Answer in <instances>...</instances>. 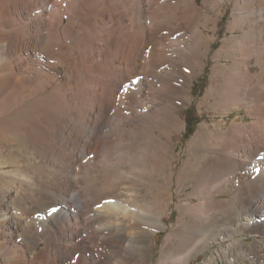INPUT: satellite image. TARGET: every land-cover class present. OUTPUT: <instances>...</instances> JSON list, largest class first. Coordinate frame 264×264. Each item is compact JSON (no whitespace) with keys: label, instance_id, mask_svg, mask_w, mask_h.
Masks as SVG:
<instances>
[{"label":"bare ground","instance_id":"obj_1","mask_svg":"<svg viewBox=\"0 0 264 264\" xmlns=\"http://www.w3.org/2000/svg\"><path fill=\"white\" fill-rule=\"evenodd\" d=\"M230 6L232 32L243 33L218 55L233 65L214 71L206 98L216 111L247 103L252 122L229 132L203 127L175 178L185 128L178 112L192 104L194 77ZM159 41L163 59L153 56ZM234 47L258 57L257 75L241 71ZM145 57L156 59L152 70L139 65ZM0 107V141L18 146L0 151L6 264H154L151 234L166 230L163 213L154 199H126L147 197L145 187L161 198L192 180L193 197L206 200L181 205L157 264H190L220 237L264 235V0H0ZM56 108L58 117L39 115ZM57 152L54 169L46 157ZM229 183L232 199H215ZM228 257L223 264H264V242L242 243Z\"/></svg>","mask_w":264,"mask_h":264},{"label":"rangeland","instance_id":"obj_2","mask_svg":"<svg viewBox=\"0 0 264 264\" xmlns=\"http://www.w3.org/2000/svg\"><path fill=\"white\" fill-rule=\"evenodd\" d=\"M234 2L236 0H233ZM234 6H230L227 8V11L223 13L222 19L219 21V29L216 33V41L211 47L210 53L208 54V58L205 59V67L204 72L199 71L200 74L198 76L194 77L193 85H192V96L194 97L192 104L188 106L182 107L178 113H180L181 118L185 122V128L179 135L180 140L178 144L176 145V151L178 153L179 158V165L178 168H175L176 175L175 178L178 177L181 167L184 165V161L188 158L187 152L189 150V144L191 141L196 137L198 132L202 130L203 127H210L212 130H221V131H227L233 129L235 126H243L247 125L252 122V118L248 115L249 111H255L254 107H251L247 105L245 102H239L237 100H234L229 105H222L221 109L219 111H216L213 106L214 99L206 98L208 94V90L211 88L213 84V74L214 71L219 68V72H224L228 70L233 65L232 59H222L221 61L217 58L218 55L221 53L223 55H226L225 51H227L229 48L232 49V45L230 42H227L228 39L232 38H238L241 37L243 33V28L236 29L235 34L233 31L232 26V20L234 16L233 12ZM210 26H214L213 23H210ZM232 28V29H231ZM206 35H214L215 32L212 31V29L205 30ZM160 50L158 51L159 48ZM157 44V45H156ZM153 53L156 59H163L167 55L166 51L164 50V47L161 45V42H155L153 43ZM156 49V50H155ZM162 50V51H161ZM234 53L232 54V57L242 65H240L241 71L243 73H250L257 75L261 68L258 62L257 56H252L250 58L245 57V50L240 47H234L233 49ZM156 52V53H155ZM161 52V54H159ZM163 53V54H162ZM156 54V55H155ZM157 56H159L157 58ZM162 56V57H161ZM145 59V61H144ZM139 61V65L144 66L143 64H147L146 68H151V70L155 67L154 63L156 59L148 60L146 57ZM154 60V61H153ZM145 63H142V62ZM153 61V62H152ZM148 62V63H147ZM151 64V65H150ZM151 66V67H150ZM220 80V74L217 76V81ZM219 82V81H218ZM247 83V81H246ZM52 87H50L51 89ZM118 99V97H117ZM116 99V100H117ZM118 101V100H117ZM235 101L237 103H235ZM130 101H127L129 103ZM1 108V107H0ZM1 110V109H0ZM58 108L51 109L48 111L44 110L39 115L42 116H52V117H58ZM51 111V112H50ZM54 111V112H53ZM1 112V111H0ZM46 112V113H45ZM50 112V113H49ZM44 115H43V114ZM51 114V115H50ZM54 114L56 116H54ZM129 123H126V125H135L136 122L132 121ZM159 134V133H158ZM5 142H7L5 144ZM9 139H4L3 141H0V151H2V154H7L10 150V152H14L17 150V144L16 142H10ZM12 143V144H11ZM10 149H9V148ZM13 147V148H12ZM16 148V150H14ZM198 149L195 151L199 156L206 155L207 157H210V155H207L203 150ZM5 152V153H4ZM54 156V157H53ZM47 161H50L54 169H58V152L49 155L46 157ZM40 159V158H39ZM49 159V160H48ZM54 159V160H53ZM6 158L3 156L0 158V164L2 162H6ZM39 163L40 160H37ZM204 163V161H201ZM200 162V163H201ZM57 163V164H56ZM33 165V164H32ZM4 166H0V170ZM13 167H9V169H4V171H10L13 170ZM51 177V176H50ZM48 176H45L43 178V181L45 183H50L49 186L54 185L55 179L50 178ZM100 179H102L104 176H99ZM54 179V180H52ZM48 181V182H47ZM194 180L190 181L187 185V188L183 191H180L178 186L175 184L173 187L172 192L166 191L164 188L162 194L160 195L161 198H159L158 192L153 194L149 189V187L143 188V192L147 197H142L140 199H132V196H129V198L126 199L127 203L129 205L133 204V201H137L144 205L146 202H152L156 201V204L158 203L157 211L160 213H163V223L166 226V230H157L154 233L151 234V243H150V254L151 259L153 260L154 264H157L160 256H161V250L162 245L168 234L175 229L178 226V221L180 219L181 213H182V204H194L198 205L202 203V200L205 201L206 199L200 196L199 198L193 197V190H194ZM154 189V188H153ZM161 187L159 188V191L161 193ZM235 192H238L236 190V187L233 184H228V190L226 193H223L222 195L217 196L215 199H221V200H228L232 199ZM190 197H192L190 199ZM159 199V200H158ZM131 201V202H130ZM43 239V237H42ZM238 240V242H234V240ZM259 240L261 242H264V235H235L231 240L230 238H224L220 237L218 239H215L214 241L210 242L208 247L198 254H196L190 261V264H223L222 260L223 258H229L228 254L231 250H233L235 247L239 246L242 243L249 244L252 246L254 244V241ZM45 247L44 241L40 242V245L35 247L32 251H27L28 259H32L36 254H39ZM7 260L3 255H0V264H6ZM230 263V262H229ZM242 264H255L253 262V259L247 258L245 262Z\"/></svg>","mask_w":264,"mask_h":264}]
</instances>
